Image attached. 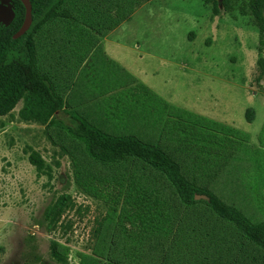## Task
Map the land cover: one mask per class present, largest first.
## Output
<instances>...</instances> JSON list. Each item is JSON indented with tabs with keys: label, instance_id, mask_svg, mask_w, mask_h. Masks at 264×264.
<instances>
[{
	"label": "rangeland",
	"instance_id": "374dc122",
	"mask_svg": "<svg viewBox=\"0 0 264 264\" xmlns=\"http://www.w3.org/2000/svg\"><path fill=\"white\" fill-rule=\"evenodd\" d=\"M98 2L72 0L67 19L29 35L37 68L91 124L159 147L189 181L264 222V81L246 0L220 16L205 0ZM22 107L0 116V264L21 263L28 234L44 261L55 243L67 264H264L232 225L183 206L158 171L95 162L58 124L23 120ZM63 193L72 230L51 234L36 223Z\"/></svg>",
	"mask_w": 264,
	"mask_h": 264
},
{
	"label": "trees",
	"instance_id": "16d2710c",
	"mask_svg": "<svg viewBox=\"0 0 264 264\" xmlns=\"http://www.w3.org/2000/svg\"><path fill=\"white\" fill-rule=\"evenodd\" d=\"M11 1L14 5V19L9 25L0 24V116L9 114L19 102H23L20 112L23 120H33L42 124L50 120L58 124L69 137L82 143L85 154L95 162L119 164L129 159L144 162L167 179L183 206L203 205L215 219L232 225L264 253V222H252L243 212L224 203L208 188L189 181L181 173L180 166L159 147L145 143L134 135L110 134L91 124L77 111L68 107L64 99L55 91L51 80L37 68V55L29 35L37 33L44 25L55 19H67L69 12L63 7L72 0H30L32 23L28 31L16 39L13 35L23 22L25 8L20 0ZM127 2L130 5L133 0ZM205 2L211 4L213 16H220L223 13H231L235 8L236 0H205ZM93 3L98 6L100 2L93 0ZM240 10L242 15L251 16L258 29L257 75L254 80L259 85L264 81V0H246L245 6ZM103 12L102 15L107 20L109 19L110 22L115 20L106 16L104 8ZM96 24L103 29L111 26L104 28L102 22ZM20 46L24 48L23 57L20 56L18 49ZM14 66L17 76L9 77L6 72ZM61 113L68 117L69 123L58 120V114ZM254 117V110L248 108L247 121L252 122ZM74 207L75 202L69 194H60L45 207L36 225L51 234L67 235L72 230L73 223L64 222L63 219L66 212ZM213 242L218 245V239ZM49 255L51 261H44L37 237L28 234L24 244V257L20 264H67L66 258L57 249L55 243H50Z\"/></svg>",
	"mask_w": 264,
	"mask_h": 264
},
{
	"label": "water",
	"instance_id": "95a60500",
	"mask_svg": "<svg viewBox=\"0 0 264 264\" xmlns=\"http://www.w3.org/2000/svg\"><path fill=\"white\" fill-rule=\"evenodd\" d=\"M25 8V14L23 22L18 31L13 35V38L21 37L29 29L32 23V6L30 0H20ZM8 5L5 7L4 5ZM15 16L14 5L11 0H1L0 3V23L9 25Z\"/></svg>",
	"mask_w": 264,
	"mask_h": 264
},
{
	"label": "crops",
	"instance_id": "0c3cea01",
	"mask_svg": "<svg viewBox=\"0 0 264 264\" xmlns=\"http://www.w3.org/2000/svg\"><path fill=\"white\" fill-rule=\"evenodd\" d=\"M131 19H132V17H131ZM111 33H113V31H112V32H110V34H111ZM110 34H109V35H110ZM109 35H108V36H109ZM106 38H107V37H106Z\"/></svg>",
	"mask_w": 264,
	"mask_h": 264
},
{
	"label": "flooded vegetation",
	"instance_id": "af4514ba",
	"mask_svg": "<svg viewBox=\"0 0 264 264\" xmlns=\"http://www.w3.org/2000/svg\"><path fill=\"white\" fill-rule=\"evenodd\" d=\"M27 31H28V30H27ZM27 31H26V32H27ZM24 34H25V33H24ZM24 34H23V35H24Z\"/></svg>",
	"mask_w": 264,
	"mask_h": 264
}]
</instances>
